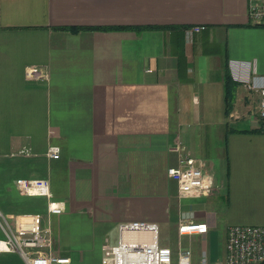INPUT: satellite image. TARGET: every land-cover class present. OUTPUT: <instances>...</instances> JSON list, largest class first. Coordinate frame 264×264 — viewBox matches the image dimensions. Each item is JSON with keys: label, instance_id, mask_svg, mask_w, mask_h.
<instances>
[{"label": "crops", "instance_id": "crops-1", "mask_svg": "<svg viewBox=\"0 0 264 264\" xmlns=\"http://www.w3.org/2000/svg\"><path fill=\"white\" fill-rule=\"evenodd\" d=\"M194 25L205 28L187 37ZM74 26L162 28H54ZM230 58L264 75V25L249 22L247 0H0L1 211L45 224L46 198L20 194L15 181L48 178L65 202L51 217L53 249L69 258L52 264H101L104 238L115 242L117 225L135 220L169 230L175 240L160 243L189 247L193 264L203 249L223 258L230 225H264L259 96L238 83L225 114ZM29 66L46 77L28 78ZM178 143L212 169L209 195L178 197L167 174ZM181 215L206 233L179 236ZM0 264L24 260L3 252Z\"/></svg>", "mask_w": 264, "mask_h": 264}, {"label": "built area", "instance_id": "built-area-1", "mask_svg": "<svg viewBox=\"0 0 264 264\" xmlns=\"http://www.w3.org/2000/svg\"><path fill=\"white\" fill-rule=\"evenodd\" d=\"M247 17L253 25H264V0H247ZM205 26L194 25L185 29L187 37L201 32ZM230 77L253 90L259 96V131L264 135V75L257 73L252 60L230 58L227 61ZM43 67H27L26 76L31 79L46 77ZM172 150L178 153V164L167 169V174L177 184L178 197H203L216 190L214 173L185 151L181 144ZM58 146H50L48 155L59 153ZM18 192L27 196L46 198V223L40 214L10 217L0 209V254L16 252L24 264L68 263L69 258L55 254L51 217L61 214L65 202L56 199L48 178H17ZM179 236L205 234L204 224L192 218L180 216L177 223ZM101 264H193L189 247L178 246L174 251L160 243L159 225L156 222L135 220L117 225V239L105 237L102 242ZM264 261V225H230L227 229L224 257L209 259L203 249L198 264H260Z\"/></svg>", "mask_w": 264, "mask_h": 264}, {"label": "trees", "instance_id": "trees-1", "mask_svg": "<svg viewBox=\"0 0 264 264\" xmlns=\"http://www.w3.org/2000/svg\"><path fill=\"white\" fill-rule=\"evenodd\" d=\"M55 29L69 30V31H79L81 29H90V30H135L141 31L144 29H160V26H109V27H54ZM164 28V27H163ZM238 83L235 82L229 75L228 69L224 74V105H225V114L229 115L232 106H233V97L234 89ZM260 264H264L262 261Z\"/></svg>", "mask_w": 264, "mask_h": 264}, {"label": "rangeland", "instance_id": "rangeland-1", "mask_svg": "<svg viewBox=\"0 0 264 264\" xmlns=\"http://www.w3.org/2000/svg\"><path fill=\"white\" fill-rule=\"evenodd\" d=\"M52 185H53V188H54L55 191L59 192L61 190V188H60L61 180H60V178L58 177L57 174L56 175L54 174L52 176ZM219 230H217V231L219 232ZM217 231L214 233L215 240H213L211 242H212V245H215V247L219 250V249H221V244L218 243V233H217ZM159 237H160L161 243H165L166 240L172 241V242L175 240V238L172 237V233H170L169 230L166 231L165 229H163L161 227L159 229ZM172 242H169L168 245H170V246L173 245ZM212 248L214 250L216 249V248H214V246H212Z\"/></svg>", "mask_w": 264, "mask_h": 264}]
</instances>
